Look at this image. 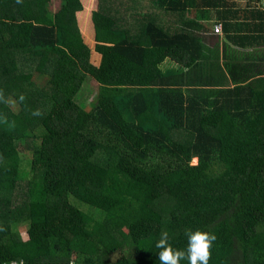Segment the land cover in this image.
Instances as JSON below:
<instances>
[{
    "label": "trees",
    "instance_id": "trees-1",
    "mask_svg": "<svg viewBox=\"0 0 264 264\" xmlns=\"http://www.w3.org/2000/svg\"><path fill=\"white\" fill-rule=\"evenodd\" d=\"M197 229L264 264V0H0V264H160Z\"/></svg>",
    "mask_w": 264,
    "mask_h": 264
},
{
    "label": "clouds",
    "instance_id": "clouds-1",
    "mask_svg": "<svg viewBox=\"0 0 264 264\" xmlns=\"http://www.w3.org/2000/svg\"><path fill=\"white\" fill-rule=\"evenodd\" d=\"M215 28L214 34L222 36L223 31L221 34H216ZM34 115H40L39 111H36ZM186 235L188 237L187 248L186 250H181L173 247L167 231L161 232L160 239L156 243V247L160 249V264H180V261L185 259L189 264H209L211 258L210 249L216 240L215 234L211 231L197 229L195 231L189 230Z\"/></svg>",
    "mask_w": 264,
    "mask_h": 264
},
{
    "label": "crops",
    "instance_id": "crops-1",
    "mask_svg": "<svg viewBox=\"0 0 264 264\" xmlns=\"http://www.w3.org/2000/svg\"><path fill=\"white\" fill-rule=\"evenodd\" d=\"M152 1V0H150ZM152 8V4L149 5L148 7V11H150ZM86 17L85 18H88V13H86ZM204 22V25L202 27H200V34L202 35V37L205 39L206 43L208 44V46L210 45L212 48L215 47V46H220V49L222 52H224V47L226 48V45H225V39H224V35L222 36H219V35H215L214 33V28L218 25H221V24H218V18L215 14V12H211L210 15L207 16L206 20L203 21ZM222 26V25H221ZM223 28V26H222ZM213 30V31H211ZM89 34L85 36L86 39L89 38ZM211 37H214L213 39ZM161 70L166 72V71H170V70H174V69H177V65L170 62V61H166L161 67Z\"/></svg>",
    "mask_w": 264,
    "mask_h": 264
},
{
    "label": "rangeland",
    "instance_id": "rangeland-1",
    "mask_svg": "<svg viewBox=\"0 0 264 264\" xmlns=\"http://www.w3.org/2000/svg\"><path fill=\"white\" fill-rule=\"evenodd\" d=\"M87 3V4H86ZM85 10H86V13H88L89 12V2L88 1H86L85 2ZM53 9V8H52ZM81 18H83V15L81 16ZM86 39V38H85ZM86 42H87V40H86ZM194 164H196L197 162H193ZM71 203L75 206V207H77V208H79L80 210H82L83 212H85V213H87V214H89V215H93L94 213H95V211H97L95 208H93V207H90V206H88V205H86V204H83V203H80L79 201H76V200H74V199H71ZM95 210V211H94ZM23 231H25V228L24 227H21L20 228V234H21V236L23 237L24 236V232Z\"/></svg>",
    "mask_w": 264,
    "mask_h": 264
},
{
    "label": "built area",
    "instance_id": "built-area-1",
    "mask_svg": "<svg viewBox=\"0 0 264 264\" xmlns=\"http://www.w3.org/2000/svg\"><path fill=\"white\" fill-rule=\"evenodd\" d=\"M222 31H223V29H222V26L221 25L216 26V28H215V33L216 34H221Z\"/></svg>",
    "mask_w": 264,
    "mask_h": 264
},
{
    "label": "bare ground",
    "instance_id": "bare-ground-1",
    "mask_svg": "<svg viewBox=\"0 0 264 264\" xmlns=\"http://www.w3.org/2000/svg\"><path fill=\"white\" fill-rule=\"evenodd\" d=\"M197 160H195V162H196Z\"/></svg>",
    "mask_w": 264,
    "mask_h": 264
},
{
    "label": "water",
    "instance_id": "water-1",
    "mask_svg": "<svg viewBox=\"0 0 264 264\" xmlns=\"http://www.w3.org/2000/svg\"><path fill=\"white\" fill-rule=\"evenodd\" d=\"M197 162V161H196Z\"/></svg>",
    "mask_w": 264,
    "mask_h": 264
}]
</instances>
